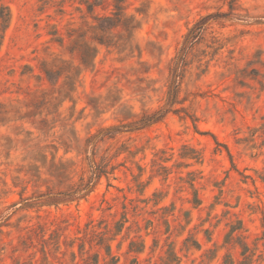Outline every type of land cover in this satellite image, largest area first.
<instances>
[{
	"label": "rangeland",
	"instance_id": "rangeland-1",
	"mask_svg": "<svg viewBox=\"0 0 264 264\" xmlns=\"http://www.w3.org/2000/svg\"><path fill=\"white\" fill-rule=\"evenodd\" d=\"M1 6L0 264H264V0Z\"/></svg>",
	"mask_w": 264,
	"mask_h": 264
},
{
	"label": "trees",
	"instance_id": "trees-1",
	"mask_svg": "<svg viewBox=\"0 0 264 264\" xmlns=\"http://www.w3.org/2000/svg\"><path fill=\"white\" fill-rule=\"evenodd\" d=\"M215 17H216L215 14H207L205 16L200 17L188 28L187 32L184 34L182 45L180 49L178 50L170 66V76H169L168 90H167V95H166L167 109H165V111H162V110L155 111L150 115H144L134 124L135 126L134 128H138L137 126L143 127L152 122L158 121L161 117H163L164 112L183 111L182 107L175 108L174 106L175 104L179 102L177 99V93H178V89H179V85H180V81L182 77V70L186 65V58H187V53H188L187 51L191 49L193 45L201 38L210 20L214 19ZM9 19H10V12L8 8L6 6H1L0 7V29L1 31H4L7 28ZM99 20H100L99 27L101 29H104V26H105L103 22H108V26H107L108 28L116 24L115 23L116 21L111 16H104L100 18ZM46 74L48 76H51L52 72L47 71ZM113 130H115L114 132H118V129H116V127H114ZM92 173H94L95 176H99L101 175L102 172H99L97 174L96 171L94 170V172Z\"/></svg>",
	"mask_w": 264,
	"mask_h": 264
}]
</instances>
